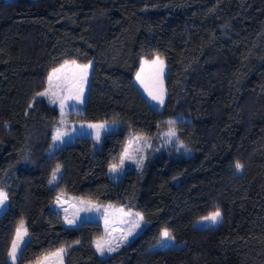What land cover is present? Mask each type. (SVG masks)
<instances>
[{
	"label": "trees",
	"instance_id": "trees-1",
	"mask_svg": "<svg viewBox=\"0 0 264 264\" xmlns=\"http://www.w3.org/2000/svg\"><path fill=\"white\" fill-rule=\"evenodd\" d=\"M155 56L168 66L162 110L135 83ZM71 61L92 64L85 109L71 121L120 128L99 150L78 137L49 154L61 112L37 93ZM168 120L184 147L112 180L129 140L159 137ZM0 189V264H11L23 222L30 239L18 264L63 247L65 264H264V0H0ZM60 194L122 206L145 227L102 257V223L66 227ZM217 210L219 227L195 228ZM164 230L180 246L156 248ZM238 230L251 232L243 258L225 252Z\"/></svg>",
	"mask_w": 264,
	"mask_h": 264
},
{
	"label": "rangeland",
	"instance_id": "rangeland-1",
	"mask_svg": "<svg viewBox=\"0 0 264 264\" xmlns=\"http://www.w3.org/2000/svg\"><path fill=\"white\" fill-rule=\"evenodd\" d=\"M157 58V63L153 64V61L157 60ZM159 61H163L162 81L164 90V103L162 106L158 105L156 101L152 100L148 94L149 90L153 92H158L159 85L157 83V73L159 68ZM72 62L73 61L64 63L62 66L58 67L57 69H60V71L55 72V74L54 71L57 69L51 72L50 75L52 76V87L51 89H49L48 81L47 87L44 90L49 91V96H39L45 98L50 104L57 106L60 109V112L61 100H63L64 104L63 115L61 114L58 128L54 137L57 136L58 130L61 136L60 139H53L49 154L56 152L57 150L68 144H72L76 141L78 137H87L94 139L96 142V150H99L102 146L104 137L109 133L117 132L120 128L119 122L71 121L70 113L83 112L85 109L92 71V64H88L90 65V67L88 68L87 81L86 83L82 84V94L80 96V99H75L74 94L76 92V87H73V84L75 82L77 86H79L78 77L80 73L77 66H82V64L76 61L75 64H73ZM167 72L168 66L165 60L159 56H155L153 59H144L142 61L141 67L137 73V76L139 75V79H137V76L135 79V83L139 90L147 98L151 106L157 110H162L164 108L167 99ZM178 119H180V117ZM90 125H103V127H90ZM168 130L169 128L166 129L159 137L155 139L144 135L133 136L129 140L125 151L121 157V160L118 163L111 165L109 172L111 179L114 181H119L125 176L128 170H135L141 172L147 160L150 157L156 155V153L159 152L160 149H165L168 147H178L179 149L183 148L184 146L178 142L176 129L174 128L176 132L175 137L166 136L165 133H167ZM97 132H99V139H97ZM114 168L116 170H114ZM7 205L8 198L4 202V204L0 206V216L6 210ZM54 207L57 211L62 214L64 220L63 222L66 223V226L68 227L77 228L81 226L84 221L91 220L99 221L102 223L105 229V234L104 236L98 238L95 241V247L97 241H100L101 244L105 245V247H107L108 244L116 246L119 243L120 245L114 252L109 253L105 250V254L102 257L111 256L113 253L117 252L122 247L131 243L143 231L145 227V222L142 219L140 221V226L137 228H133V224L137 220V212L128 210L122 206H118L111 203L102 204L80 197L60 194L55 201ZM220 213L221 218L218 220L217 223L213 224L208 220H204L203 218L206 217L204 216L199 218L195 222V228L214 229L219 227L223 221V214L221 211ZM138 214L142 216L140 213ZM65 217L70 220H74L75 223L68 224L65 220ZM21 224L24 225V228L27 230V232L26 234H22V239L19 242V248L17 251V259L15 261V264H18L24 246L30 239V234L26 227V224L24 222ZM129 229H132L131 235H128ZM235 233L237 234L231 235L230 238L226 241L225 252L231 255L238 256L239 258H243L246 240L249 233L251 232L238 230ZM238 233L240 234L238 235ZM125 236L127 237L126 240L123 239V237ZM178 246L180 245H178L175 240H165L163 244L160 242L158 245H156V248H176ZM63 249L64 252L62 254L56 255L57 251L59 250L58 249L57 251L51 254L43 256L39 261L33 264H65L67 248L63 247ZM9 261L12 264L10 258Z\"/></svg>",
	"mask_w": 264,
	"mask_h": 264
},
{
	"label": "snow or ice",
	"instance_id": "snow-or-ice-1",
	"mask_svg": "<svg viewBox=\"0 0 264 264\" xmlns=\"http://www.w3.org/2000/svg\"><path fill=\"white\" fill-rule=\"evenodd\" d=\"M157 61H158V58H157V60L153 61V64H156ZM65 63H67V62H65ZM72 63L75 64V61H73ZM89 67H90V65H88V64L82 65V66H80V65L77 66V68L79 69L80 75L78 77L79 86H77V84L75 82L73 84V87H76V92L74 94L75 99H80V96L82 94V84L86 83V81H87V75H88V68ZM59 71H60V69L55 70L54 74H55V72H59ZM162 74H163V61H159V68H158V73H157V83L159 85V89H158V92H153V91L149 90L148 94L151 97V99L156 101L157 104L160 106H162L164 103V90H163ZM137 79H139V75L137 76ZM48 81H49V89H51V87H52V76L51 75L49 76ZM37 95L38 96H49V91L46 90L44 92L37 93ZM53 95H54V93H53ZM53 102H55V101H53ZM60 107H61V114L63 115V108H64L63 100H61ZM166 123L170 127H169L168 132L165 133V135L168 137H175L176 132L172 126L176 124V121L175 120H168ZM90 127H103V125H100V126L90 125ZM60 136H61V134L58 130L57 136L54 137V139H60ZM97 139H99V132H97ZM235 166L237 169L242 168V165H240L239 163H237ZM58 170L59 169H57V171ZM114 170H116V169L114 168ZM55 180H56V173L53 172L52 180L49 183H53ZM7 198H8L7 193L5 191H3L2 189H0V206H2L4 204V202L7 200ZM136 215H137V220L134 222L133 228L139 227L140 221L143 219V217L140 216L138 213ZM220 218H221V213L219 210H217L214 213H212L211 215L204 217L203 219L208 220V221L212 222L213 224H215L218 222V220ZM65 220L68 224H74L75 223L74 220H70L67 217H65ZM26 232H27V230L24 228L23 224H21L16 230L15 237H14V239L10 245V249H9V253H8L9 258L12 261V264H15V261L17 259V251L19 248V242L22 239V234H26ZM131 234H132V229H129L128 235H131ZM161 236L164 238L161 241L162 244L164 243L165 240L174 241V239H175L171 235V233L167 230H164L161 233ZM123 239L126 240L127 237L125 236V237H123ZM77 243H79V241H77ZM119 246L120 245L118 243L116 246H112L111 244H108L107 247H105V245L101 244L100 241L96 242V250L101 256H103L105 254V250L107 252L111 253V252L116 251ZM63 252H64V249L61 248L57 251L56 255H60Z\"/></svg>",
	"mask_w": 264,
	"mask_h": 264
},
{
	"label": "crops",
	"instance_id": "crops-1",
	"mask_svg": "<svg viewBox=\"0 0 264 264\" xmlns=\"http://www.w3.org/2000/svg\"><path fill=\"white\" fill-rule=\"evenodd\" d=\"M64 225L66 226V223H64ZM66 227H68V226H66ZM71 228V227H70Z\"/></svg>",
	"mask_w": 264,
	"mask_h": 264
}]
</instances>
